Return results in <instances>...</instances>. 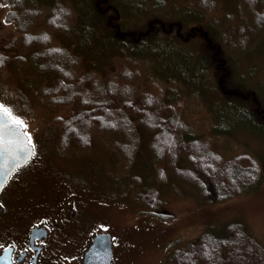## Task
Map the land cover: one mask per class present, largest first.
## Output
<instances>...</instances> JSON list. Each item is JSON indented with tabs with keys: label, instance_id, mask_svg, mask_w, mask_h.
Here are the masks:
<instances>
[{
	"label": "rangeland",
	"instance_id": "1",
	"mask_svg": "<svg viewBox=\"0 0 264 264\" xmlns=\"http://www.w3.org/2000/svg\"><path fill=\"white\" fill-rule=\"evenodd\" d=\"M55 1L72 7L71 25L74 30L55 33V44L68 45L71 50L78 48L82 53L91 52L96 56L93 59L100 64L106 62L109 54L112 56L115 52L120 56L127 52L128 48L119 44L113 46L107 39L104 29L107 25L101 20L104 19L102 15L98 14L96 0H31L42 13L30 26V31L41 33L47 30L49 5ZM111 1L120 13L121 19L117 23H120L123 33L143 30L152 21L190 25L198 22L193 14H188L196 10V0ZM162 1L166 5L157 7ZM216 1L215 10L200 21L206 25L208 18L210 22L228 18L232 24L241 26L242 30L246 28L242 50L231 51L233 81L253 89L257 98L264 100V26L252 32L255 17L247 12L240 0ZM256 1L257 10L263 9L264 0ZM7 10L8 4L0 0V52L10 56L9 62L0 70V105L9 110L15 121L21 122L31 138L35 154L42 159L34 170L25 167L18 171L25 175L24 195L30 194L37 199L55 196L58 199L67 186L73 190L72 193H82L86 201L92 204L91 213L95 217L90 222L91 217L86 215L87 232L101 229L112 234L116 251L112 264H171L168 261V248L176 238H181L183 242L193 241L206 230L215 231L216 226H224L235 220L242 222L247 231L264 246V180L258 188L227 201H205L196 186L175 177L168 169V180L161 183L159 188L163 204L158 212L171 218H163L149 213V209L135 197L137 192L153 182L159 186L157 171L161 167H168L166 162L154 159L147 145L143 146L137 165L131 169L125 168L124 158L112 145L117 138L122 139L121 134L94 131L89 149H82L77 142H72L68 148L61 150L58 145L61 129L55 118L68 117L72 110L50 104L41 94L43 86L54 82L53 76L41 72L37 62L31 60L30 54L35 48L23 47L15 25L6 23ZM148 36L151 38L142 50L161 76L187 75L197 85L191 92L199 90L203 94L202 107H199L200 99L194 97L188 103L190 106L187 105L194 111L191 115L195 118H191L196 125L195 131L201 135H219L214 143L226 156L235 150H245L246 146L247 150L264 160V122L239 108L247 99L220 95V78L216 81L214 70L205 66L202 59L206 52L197 44L200 39L195 40L197 47L192 51L174 38H171L174 41H170L165 33H151ZM219 41H223L222 38ZM196 57H201L199 64ZM142 63L145 64L142 72H147L150 65L147 61ZM181 86H177V91ZM187 106L183 110L186 118L189 117L185 113ZM207 108L209 110L206 111ZM210 128L212 130L209 132ZM147 134L150 135V132ZM61 255L69 256L64 249Z\"/></svg>",
	"mask_w": 264,
	"mask_h": 264
},
{
	"label": "trees",
	"instance_id": "2",
	"mask_svg": "<svg viewBox=\"0 0 264 264\" xmlns=\"http://www.w3.org/2000/svg\"><path fill=\"white\" fill-rule=\"evenodd\" d=\"M4 1L8 4L6 23L15 25L24 48H35L30 55L39 70L53 76L54 82L43 86L41 94L50 104L72 110L68 117L55 118L61 129L58 139L61 150L72 142L88 149L94 131L111 132L123 136L114 140L112 145L124 158L126 169L137 165L144 145L157 162H166L168 167L157 171L159 186L153 182L135 195L149 213L171 218L158 212L163 204L159 188L161 183L167 182L166 171L169 170L175 177L196 186L205 201L224 202L258 188L263 182L264 160L259 155L245 146V150H235L226 156L214 143L219 135H201L195 131L196 125L192 121L195 116L191 115L194 111L188 103L198 98L199 107L204 105L203 94L199 90L191 92L197 87L195 80L179 73L161 76L142 50L151 33H165L170 41L174 38L192 51L199 38L197 44L206 52L202 59L205 66L214 70L216 81L223 80L218 82L220 95L247 99L239 108L264 122V100L257 98L253 89L233 81L231 51L242 50L246 28L242 30L228 18L211 22L208 18L206 25L200 21L215 10L216 0H196V10L188 13L198 19L193 25L152 21L145 29L129 33L121 31L122 27L117 23L121 19L120 13L112 1L96 0L98 14L107 25L104 27L107 39L113 46L119 44L128 48L120 56L115 52L112 56L109 54L106 62L101 64L93 59L96 56L91 52L82 53L78 48L71 50L68 45L53 42L55 33L74 31L72 7L61 1L53 2L49 5L47 30L34 33L30 26L42 13L41 9H36L31 0ZM240 1L255 17L252 32H256L257 28L264 26V8L257 10L256 0ZM165 5L162 1L157 7ZM154 24H158L157 27ZM219 38L223 41L220 42ZM9 59L10 56L0 52V70ZM196 59L199 64L201 57ZM145 60L150 67L147 72H142ZM179 84L182 86L177 91ZM185 106L188 118L183 114ZM146 131L150 135H146ZM216 227L215 231L206 230L193 241L183 242L176 238L169 245L168 261L171 264H264L263 244L247 231L242 222L235 220Z\"/></svg>",
	"mask_w": 264,
	"mask_h": 264
},
{
	"label": "flooded vegetation",
	"instance_id": "3",
	"mask_svg": "<svg viewBox=\"0 0 264 264\" xmlns=\"http://www.w3.org/2000/svg\"><path fill=\"white\" fill-rule=\"evenodd\" d=\"M41 162L34 149L31 160L0 190V264H82L93 237L104 231L87 232L86 215L95 220L92 204L69 186L58 199L23 194L25 175L20 170H34ZM63 249L69 256L62 257Z\"/></svg>",
	"mask_w": 264,
	"mask_h": 264
},
{
	"label": "water",
	"instance_id": "4",
	"mask_svg": "<svg viewBox=\"0 0 264 264\" xmlns=\"http://www.w3.org/2000/svg\"><path fill=\"white\" fill-rule=\"evenodd\" d=\"M5 121L7 126L0 145V188L5 186L16 169L31 160L34 152L23 126L14 124L10 116H6ZM113 257L111 234L100 233L94 237L82 264H112Z\"/></svg>",
	"mask_w": 264,
	"mask_h": 264
},
{
	"label": "snow or ice",
	"instance_id": "5",
	"mask_svg": "<svg viewBox=\"0 0 264 264\" xmlns=\"http://www.w3.org/2000/svg\"><path fill=\"white\" fill-rule=\"evenodd\" d=\"M11 113L9 112V110L7 108H5L3 105H0V145H2L3 143V133L5 131L6 128V121H5V117L6 116H10ZM14 124L16 125H20L21 122L20 121H13ZM29 142L31 140V138L29 137ZM0 190H2V188H0Z\"/></svg>",
	"mask_w": 264,
	"mask_h": 264
}]
</instances>
